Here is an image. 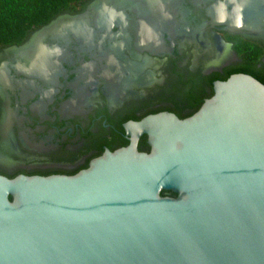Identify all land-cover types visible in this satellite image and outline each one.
<instances>
[{
	"label": "water",
	"instance_id": "1",
	"mask_svg": "<svg viewBox=\"0 0 264 264\" xmlns=\"http://www.w3.org/2000/svg\"><path fill=\"white\" fill-rule=\"evenodd\" d=\"M123 129L83 170L0 175V264H264L263 83L224 73Z\"/></svg>",
	"mask_w": 264,
	"mask_h": 264
},
{
	"label": "flooded vegetation",
	"instance_id": "2",
	"mask_svg": "<svg viewBox=\"0 0 264 264\" xmlns=\"http://www.w3.org/2000/svg\"><path fill=\"white\" fill-rule=\"evenodd\" d=\"M248 61L264 81V0H88L0 46V175L83 170Z\"/></svg>",
	"mask_w": 264,
	"mask_h": 264
},
{
	"label": "trees",
	"instance_id": "3",
	"mask_svg": "<svg viewBox=\"0 0 264 264\" xmlns=\"http://www.w3.org/2000/svg\"><path fill=\"white\" fill-rule=\"evenodd\" d=\"M86 1L88 0H0V46L22 41L32 30L47 24L58 14L77 9ZM234 71L247 73L264 84L250 66L249 61L244 68ZM147 149L149 147L142 139L138 150L146 151ZM5 176L13 178L15 175Z\"/></svg>",
	"mask_w": 264,
	"mask_h": 264
}]
</instances>
